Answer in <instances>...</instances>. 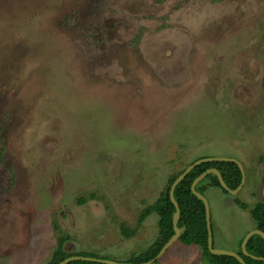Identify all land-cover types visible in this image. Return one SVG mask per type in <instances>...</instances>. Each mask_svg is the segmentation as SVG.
I'll use <instances>...</instances> for the list:
<instances>
[{
	"label": "rangeland",
	"instance_id": "obj_1",
	"mask_svg": "<svg viewBox=\"0 0 264 264\" xmlns=\"http://www.w3.org/2000/svg\"><path fill=\"white\" fill-rule=\"evenodd\" d=\"M204 158L242 166L236 196L205 193L237 253L264 203V0H0V264H47L59 237L126 263L157 238L141 211Z\"/></svg>",
	"mask_w": 264,
	"mask_h": 264
},
{
	"label": "trees",
	"instance_id": "obj_2",
	"mask_svg": "<svg viewBox=\"0 0 264 264\" xmlns=\"http://www.w3.org/2000/svg\"><path fill=\"white\" fill-rule=\"evenodd\" d=\"M210 169H215L220 173L225 185L230 190L234 191L240 185L241 174L237 166L233 163H204L194 168L174 189V199L178 204L180 210L177 227L179 229L185 228L184 232L180 235L178 242L185 247L193 246L198 248L201 255L200 260H202V262L205 264H239L235 259L231 257L211 255L207 249V229L205 223L204 206L200 200H198L191 194L190 186L197 177ZM184 170L170 176L167 179L165 187L157 200L151 206H147L141 211L137 220L138 225H140L151 212H153L158 217L157 238L146 251L139 254L138 256L128 258V261L126 262L127 264H144L151 261L158 255L164 244L173 236L174 231L172 227V218L175 213V209L169 199V189L174 180L180 174H182ZM213 188H217L223 194L228 195L220 188L217 178L213 174L207 175L200 183L197 184L195 190L200 195L205 196V193L209 189ZM234 204L243 211L248 210V206L239 202L237 199H234ZM248 213L255 224L254 230H259L264 233V203H256L252 209L248 210ZM121 234L126 239H129L132 236V232H130L127 228H121ZM68 240V237H59L57 239L56 248L47 264H59L64 259L72 256L90 257L94 259L106 260L90 253L83 254L67 252L65 249V245L68 243ZM241 242L242 240L238 245L239 250L236 254H238L241 259H243L245 264H264V262L255 261L243 256L241 252ZM245 250L249 255L257 257V259H264V241L258 236H253L248 240ZM70 264L96 263L73 262Z\"/></svg>",
	"mask_w": 264,
	"mask_h": 264
},
{
	"label": "water",
	"instance_id": "obj_3",
	"mask_svg": "<svg viewBox=\"0 0 264 264\" xmlns=\"http://www.w3.org/2000/svg\"><path fill=\"white\" fill-rule=\"evenodd\" d=\"M213 162H229V163H233L237 166V168L240 171L241 174V182L240 185L234 190H230L224 183L222 176L220 175V173L215 170V169H210L208 171H206L205 173H203L202 175H200L199 177H197L191 184L190 186V191L191 194L193 196H195L198 200H200L203 203L204 206V211H205V223H206V229H207V249L209 251V253L211 255L214 256H226V257H231L233 259H235L239 264H245L243 259H241V257L236 254V253H231V252H227V251H220V250H215L213 248V236H212V230H211V216H210V210H209V205L208 202L205 198V196L200 195L196 190L195 187L197 186L198 183H200L207 175L213 174L215 175V177L217 178V181L220 185V188L226 192L228 195L230 196H236L244 182H245V175L242 169L241 164H239L237 161L232 160V159H224V158H204V159H199L195 162H193L191 165H189L182 174H180L172 183L170 189H169V199L171 204L173 205L174 209H175V213L173 215L172 218V227H173V231L174 234L173 236L164 244V246L161 248L160 252L158 253V255L152 259L151 261L144 263V264H152L154 263L158 258H160L161 256H163L166 251L176 242H178L180 235L184 232L185 228H181L179 229L177 227L178 221H179V216H180V210L178 207V204L176 203L175 199H174V189L185 179V177L197 166L204 164V163H213ZM253 236H258L259 238H261L264 241V233L259 231V230H253L249 233H247L242 242H241V252L242 255L255 260V261H259V262H264V259L262 258H258L249 255L246 250V244L248 242V240L253 237ZM73 262H84V263H96V264H127V263H115L112 261H108V260H101V259H94V258H90V257H81V256H72L69 258L64 259L61 263L59 264H70Z\"/></svg>",
	"mask_w": 264,
	"mask_h": 264
},
{
	"label": "crops",
	"instance_id": "obj_4",
	"mask_svg": "<svg viewBox=\"0 0 264 264\" xmlns=\"http://www.w3.org/2000/svg\"><path fill=\"white\" fill-rule=\"evenodd\" d=\"M212 235H213V232H212Z\"/></svg>",
	"mask_w": 264,
	"mask_h": 264
},
{
	"label": "flooded vegetation",
	"instance_id": "obj_5",
	"mask_svg": "<svg viewBox=\"0 0 264 264\" xmlns=\"http://www.w3.org/2000/svg\"><path fill=\"white\" fill-rule=\"evenodd\" d=\"M156 261H157V260H156ZM156 261H155V262H156Z\"/></svg>",
	"mask_w": 264,
	"mask_h": 264
}]
</instances>
